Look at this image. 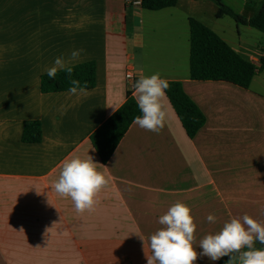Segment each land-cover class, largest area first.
Returning <instances> with one entry per match:
<instances>
[{"label":"crops","instance_id":"obj_1","mask_svg":"<svg viewBox=\"0 0 264 264\" xmlns=\"http://www.w3.org/2000/svg\"><path fill=\"white\" fill-rule=\"evenodd\" d=\"M261 1L223 0L246 18ZM215 12L209 0L159 11L125 0H0V264H147L149 238L176 202L192 209L198 254L199 240L232 217L264 224V70L247 89L189 78V18L255 66L264 57V48L242 39L231 46L222 26L229 17ZM57 57L70 67L93 62L94 87L43 93L41 76ZM127 72L180 82L205 123L189 138L166 97L164 128L157 134L132 123L103 164L89 136L124 102ZM33 122L41 140L23 142ZM88 155L108 184L93 211L77 213L53 185L65 161ZM217 261L198 255L194 264Z\"/></svg>","mask_w":264,"mask_h":264},{"label":"clouds","instance_id":"obj_2","mask_svg":"<svg viewBox=\"0 0 264 264\" xmlns=\"http://www.w3.org/2000/svg\"><path fill=\"white\" fill-rule=\"evenodd\" d=\"M83 51L74 50L71 60H77ZM61 70H66L67 75L72 76L73 68L66 66L63 57H57L54 65L47 70V75L55 79ZM70 85L69 94H77L78 91L84 93L87 88V82L81 84L78 79H71ZM131 87L141 113L134 117L133 124L158 134L167 119L164 100L165 90L169 88L168 80L157 72L141 77ZM97 165L90 155L69 159L63 163L59 178L53 185L61 197L71 198L77 213L93 211L98 203V194L108 184L107 177L98 170ZM191 212L190 206L176 202L159 217L158 222L162 227L149 238L151 254L145 253L147 264H194L198 255L207 256L212 261L227 256V264H264V247H256L257 241L264 245V224L247 214L242 218L232 217L218 232L207 234L199 240L198 246L203 251L198 254L195 236L197 224ZM216 219L215 214L207 216L209 223H216Z\"/></svg>","mask_w":264,"mask_h":264},{"label":"trees","instance_id":"obj_3","mask_svg":"<svg viewBox=\"0 0 264 264\" xmlns=\"http://www.w3.org/2000/svg\"><path fill=\"white\" fill-rule=\"evenodd\" d=\"M178 0H142L141 9L159 11L174 7ZM216 5V18L229 17L235 24L248 26L264 35V0L261 1L254 14L246 18L226 6L222 0H209ZM189 25V78L203 81H225L247 89L253 76L264 70V57L259 60V66L241 57L222 38L207 26L195 19H188ZM73 73L69 77L66 70L57 73L55 79L47 74L40 79L43 93L68 91L71 79H78L81 84L87 82V88L95 85V65L86 62L72 66ZM137 81L134 79L132 84ZM166 97L173 107L186 135L195 136L205 123V117L193 101L185 94L180 82L168 81ZM133 88L126 92L124 102L89 136L101 163L105 164L118 143L133 123L137 115H141L135 99L132 97ZM21 139L26 143H38L41 140V129L37 122L28 123L22 130ZM256 247H258L256 245ZM238 255V254H237ZM229 257H222L216 264H227Z\"/></svg>","mask_w":264,"mask_h":264},{"label":"rangeland","instance_id":"obj_4","mask_svg":"<svg viewBox=\"0 0 264 264\" xmlns=\"http://www.w3.org/2000/svg\"><path fill=\"white\" fill-rule=\"evenodd\" d=\"M168 11L169 10H166L164 13H167ZM223 19L228 23V24L225 23L222 24V26L224 27V31L226 33V35H223L224 36L223 38L228 40L231 46L235 47L237 41L239 39H242L246 43V45L249 46L252 50L253 49L255 50L256 48V46L253 48V45H258L264 48V35L262 33L246 26L237 25L230 18H223Z\"/></svg>","mask_w":264,"mask_h":264},{"label":"built area","instance_id":"obj_5","mask_svg":"<svg viewBox=\"0 0 264 264\" xmlns=\"http://www.w3.org/2000/svg\"><path fill=\"white\" fill-rule=\"evenodd\" d=\"M141 2L142 0H125V4L127 7L131 8H141ZM126 79L128 81L133 80V74L131 72L126 73Z\"/></svg>","mask_w":264,"mask_h":264},{"label":"water","instance_id":"obj_6","mask_svg":"<svg viewBox=\"0 0 264 264\" xmlns=\"http://www.w3.org/2000/svg\"><path fill=\"white\" fill-rule=\"evenodd\" d=\"M256 245H257L258 247H263V246H264V245H261L259 241L256 242Z\"/></svg>","mask_w":264,"mask_h":264}]
</instances>
